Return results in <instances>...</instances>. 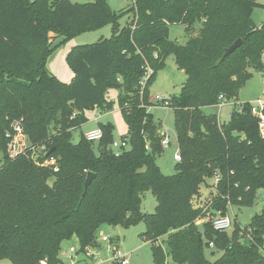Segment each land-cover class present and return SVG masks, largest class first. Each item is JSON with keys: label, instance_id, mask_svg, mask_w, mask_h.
<instances>
[{"label": "trees", "instance_id": "1", "mask_svg": "<svg viewBox=\"0 0 264 264\" xmlns=\"http://www.w3.org/2000/svg\"><path fill=\"white\" fill-rule=\"evenodd\" d=\"M261 6L259 0H134L131 20L120 27L107 0H0V260L65 264L64 241L77 237L81 253L100 248L104 224L144 222L141 236L152 244L154 264H169V257L176 264H264V208L229 235L215 230L212 220L200 230L197 221L207 210L196 205L202 185L216 175L208 207L213 216L228 214L230 206H253L264 190V139L251 103H242L223 124L203 112L222 96L237 100L253 72H264V23L253 16ZM105 23L113 24L110 38L70 51L69 84L50 73L51 34L69 38ZM196 23L199 31L185 44L170 39L172 25L190 31ZM238 39L241 46L221 61ZM170 55L187 80L170 98L181 160L176 173L166 175L156 162L164 137L148 108L150 86ZM147 65L153 73L141 85ZM109 88L120 90L130 148L108 149L114 127L100 124L96 154L94 142L82 134L73 143L72 132L87 122V109H111ZM14 121L32 146L54 148L41 160L55 157L58 171L37 163L32 152L8 157L6 134ZM89 172L95 176L86 188ZM147 190L158 201L151 214L141 210ZM211 243L223 252L214 261L205 253Z\"/></svg>", "mask_w": 264, "mask_h": 264}, {"label": "rangeland", "instance_id": "2", "mask_svg": "<svg viewBox=\"0 0 264 264\" xmlns=\"http://www.w3.org/2000/svg\"><path fill=\"white\" fill-rule=\"evenodd\" d=\"M74 2L87 3L93 0H73ZM113 13L118 16V24L120 27H124L128 21L131 20L132 13L129 8L134 4V0H107ZM263 6L258 7L254 11V20L258 25L264 23V0H259ZM200 23H196L193 29L187 31L186 27L182 24H174L171 26L170 39L177 41L180 44H185L191 36L197 34L200 29ZM113 34V24L105 23L98 28L84 30L73 37L65 38L64 36L51 34V47L53 51L48 57L47 67L50 73L57 76L62 82L69 84L74 77V71L68 63V55L73 47L77 45H85L95 43L101 39L110 38ZM254 71V70H253ZM187 80L186 73L181 70L173 55L167 57L165 66L158 71L156 78L150 86L151 97L164 95L169 98L178 96L181 93L183 85ZM237 100H230L223 108H219L218 105L204 107L203 112L206 114H216L220 124L227 122L230 118L231 112L234 109H238L241 105V101L244 99L255 102L258 99L264 100V73L253 72V76L248 80L247 86L241 91ZM120 94L119 89L109 88L105 92V99L111 102V109L104 111L99 108L87 109L84 112L85 117L88 119L79 128H76L72 132V142L78 143L82 137L88 131L100 129V124L111 123L113 125L112 141L108 145V149L114 153H120L130 148L129 143V127L124 119L123 113L119 106L118 96ZM251 102V103H253ZM152 114L154 121L160 126V134L167 135L171 144L168 147H164L162 154L157 156L156 162L162 173L166 175H173L176 173L175 165L177 160L175 154L179 151V145L177 140V133L175 127V111L173 107H166L164 104L154 101L148 108ZM126 138L125 146H122L123 139ZM114 142L120 144L119 147L114 146ZM99 141L93 143L94 151L99 154ZM5 152L0 148V166L3 163ZM210 185H209V184ZM208 183L202 185V197L197 199L196 205L204 206L207 210V217L199 219L197 221L200 230L203 231V224L207 220H212L213 217L219 215L211 214V210L208 209L212 205L214 195L216 194V180L215 177L209 178ZM158 201L150 190L143 193V202L141 210L144 213L151 214L156 211ZM264 208V190L259 192V196L253 206L239 207L230 206L228 209V215L231 218L232 226L227 232L232 234L234 226L239 224L241 227L248 226L252 218L260 214ZM100 231H103L100 233ZM146 231V225L141 222L138 225L123 227L116 224H104L100 227L98 232V243L100 249H97L99 259L102 264H110L107 260L111 251L108 248L115 247L120 249L123 253H126L129 259V264H154L153 253L151 249V242L145 241L141 234ZM106 235L109 241H103L102 237ZM74 238V237H73ZM249 238H243L242 241L247 243ZM64 243V244H63ZM62 243L61 257L66 264H71V257L67 252L71 247L79 249V241L75 237L73 241L66 240ZM119 247H118V246ZM206 256L209 260L214 261L221 257L223 252L216 249V247H208L205 249ZM80 256L86 257L83 252L79 253ZM88 258V257H86ZM90 259V258H88ZM7 264H12L9 260ZM169 264H176L171 257L168 258ZM76 264H91L87 260H81Z\"/></svg>", "mask_w": 264, "mask_h": 264}, {"label": "built area", "instance_id": "3", "mask_svg": "<svg viewBox=\"0 0 264 264\" xmlns=\"http://www.w3.org/2000/svg\"><path fill=\"white\" fill-rule=\"evenodd\" d=\"M153 73L152 67L149 65L146 66L144 77L141 80V85H144L149 78V76ZM151 101H157L159 103L164 104L166 107L170 106V98L164 95L155 96V98H151ZM228 101L222 96L221 101L219 104V108H223L225 104H227ZM251 112L252 114L259 120V130L261 137L264 139V100L258 99L255 102L251 103ZM6 137L8 138L7 143V155L10 159H14L18 156L25 155L28 152H32L31 157L33 160H35L37 163L42 165H52L55 171L59 170V166L57 163V159L55 157L45 158L43 161L41 160V157L43 155H48V146L47 144L32 146L30 141L28 140V137L25 135L23 131V127L21 126L19 121H14L11 126V130H9L6 134ZM85 137L92 142L100 141L103 137V132L101 129H95L91 130L85 133ZM126 139L123 140L122 146H125ZM171 143V140L167 135H165L162 144L164 147H168ZM115 147H119L120 144L118 142H114ZM175 159L177 161L181 160L180 152L178 151L175 154ZM216 184L219 182L220 177L219 175L215 176ZM209 218V217H207ZM212 224L215 230L218 231H227L232 226L231 218L228 214L222 215L219 213V215L212 218ZM103 241H109L108 236L104 235L102 237ZM211 247H214V244H210ZM111 251L110 257L107 259L110 264H129V259L127 258L126 253H123L120 249L111 247L108 248ZM97 249L94 248H87L83 254L92 259L96 258L98 256V253L96 251ZM79 249H76L74 247H71L70 251L67 252L68 255L72 258L73 256L78 255ZM46 264V263H45ZM102 264V263H99Z\"/></svg>", "mask_w": 264, "mask_h": 264}, {"label": "crops", "instance_id": "4", "mask_svg": "<svg viewBox=\"0 0 264 264\" xmlns=\"http://www.w3.org/2000/svg\"><path fill=\"white\" fill-rule=\"evenodd\" d=\"M261 74H263L264 72H260ZM247 86V83L245 84V86L241 89V91L245 88ZM240 91V93H242ZM152 98V97H151ZM244 102H253V101H248V100H246V99H244V101H241V103L240 104H242V103H244ZM239 107H241V105H239ZM162 135H163V137H165V135L162 133ZM170 139V138H169ZM171 144V143H170ZM209 184V183H208ZM210 185V184H209ZM101 232H103V231H100V233ZM99 235V234H98ZM74 238H75V236H74ZM74 238H72L71 240H68L69 242H71V241H73L74 240ZM77 238V237H76ZM66 242V241H65ZM64 244V243H63ZM118 246V245H117ZM119 247V246H118ZM98 249H100V248H98ZM62 251V250H61ZM60 257H61V253H60ZM61 259L63 260V262L65 263V261H64V259L61 257ZM71 264H76V263H78L79 261H81V260H87V261H89L91 264H99V263H102V261L99 259V255L98 256H96V258H92V259H88V258H86V257H83V256H80V254L78 253V255H76V256H73L71 259ZM8 262L7 261H4V260H0V264H7ZM10 264V263H9ZM42 264H45V262L44 263H42ZM66 264V263H65Z\"/></svg>", "mask_w": 264, "mask_h": 264}, {"label": "water", "instance_id": "5", "mask_svg": "<svg viewBox=\"0 0 264 264\" xmlns=\"http://www.w3.org/2000/svg\"><path fill=\"white\" fill-rule=\"evenodd\" d=\"M242 42H243L242 39H238L230 47H228L226 49L225 54L222 57L221 61H223L228 55H230L232 52H234L235 49H237L239 46H241ZM72 106L73 107L75 106L74 103H72ZM104 149L105 148H103V150ZM53 150H54V148L51 149L48 154H51ZM94 176H95V174L93 172H89L88 173V176H87V179H86V182H85V187L86 188L91 184L92 179H93Z\"/></svg>", "mask_w": 264, "mask_h": 264}]
</instances>
